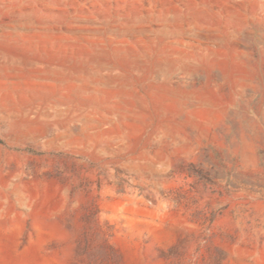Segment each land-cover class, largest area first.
Listing matches in <instances>:
<instances>
[{"label":"rangeland","instance_id":"obj_1","mask_svg":"<svg viewBox=\"0 0 264 264\" xmlns=\"http://www.w3.org/2000/svg\"><path fill=\"white\" fill-rule=\"evenodd\" d=\"M0 264H264V0H0Z\"/></svg>","mask_w":264,"mask_h":264}]
</instances>
